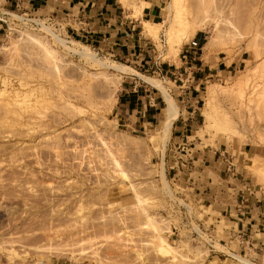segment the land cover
Instances as JSON below:
<instances>
[{"label": "rangeland", "instance_id": "rangeland-1", "mask_svg": "<svg viewBox=\"0 0 264 264\" xmlns=\"http://www.w3.org/2000/svg\"><path fill=\"white\" fill-rule=\"evenodd\" d=\"M118 1L146 43L128 61L0 0V264H264L190 185L198 153L215 151L225 185L264 200V0H161L159 29L146 0ZM168 65L176 77L155 73ZM135 75L166 102L144 132L115 114ZM179 115L187 138L175 143Z\"/></svg>", "mask_w": 264, "mask_h": 264}, {"label": "crops", "instance_id": "crops-1", "mask_svg": "<svg viewBox=\"0 0 264 264\" xmlns=\"http://www.w3.org/2000/svg\"><path fill=\"white\" fill-rule=\"evenodd\" d=\"M5 4L14 7L20 2V8L25 13H43L51 20L66 21L67 34L84 39V43L96 46L101 52L111 56L123 57L128 61L137 51L146 46L142 43L141 36L135 30L136 20L131 19V11L124 10L118 0H4ZM149 8L147 18L152 23L161 17V0H146ZM146 8V7H145ZM201 35L196 34L191 39L188 47V56L196 54L195 49L201 43ZM200 50V48L198 49ZM183 58H186L185 56ZM199 62V61H198ZM202 66V65H201ZM203 72L204 69H200ZM194 67H189L192 69ZM155 73L164 79L176 77L179 71L177 67H156ZM134 78H127L116 96L115 114L118 121L133 131L144 132L153 123L157 124L161 118V105L166 106L162 92L144 86ZM190 79H186L188 81ZM129 81V82H127ZM134 81V82H131ZM193 84L202 83L199 73L191 77ZM152 86V85H151ZM196 92V86H192ZM155 88V87H154ZM193 92L187 93L181 89L179 94L184 95L187 102L194 100ZM165 111V110H163ZM192 113L187 112V120ZM166 111L161 120L164 122ZM186 121L179 115L171 125L172 140L176 143L183 141L187 136ZM195 163L198 169H192L195 174L190 178L191 189L194 190V198L199 207H212L217 214L224 218L231 226L229 237L239 242V246L245 255L251 253L255 258L264 257V203L262 196L253 192L246 193L243 189H229L224 179L228 177L221 157H216V152L198 153ZM184 166V165H182ZM231 175V174H229ZM189 180V178L187 179ZM188 183V182H187ZM263 200V201H262ZM218 220V218H217ZM202 225L200 224V227ZM204 229V227L202 226ZM209 235L213 236L214 228L209 229ZM256 238V239H255ZM255 239V240H254ZM256 241V242H254Z\"/></svg>", "mask_w": 264, "mask_h": 264}, {"label": "bare ground", "instance_id": "bare-ground-1", "mask_svg": "<svg viewBox=\"0 0 264 264\" xmlns=\"http://www.w3.org/2000/svg\"><path fill=\"white\" fill-rule=\"evenodd\" d=\"M1 16H3V17H7V19H10V18H12L13 19V17H15L16 19H13V20H15V21H18V22H20L21 24H22V26H25V28L27 29L28 27H31V28H33L34 30H39V31H41V30H45V29H50V31L51 32H53V33H55L56 34V32L53 30V29H51L50 27H48L43 21H41V20H35V19H31V18H27V17H25V16H19V15H16V14H13V13H11V12H9V11H7V12H2L1 13ZM0 20H2V19H0ZM147 25V24H146ZM151 26H154V27H157L156 29H159V27H161L162 25L161 24H151ZM199 26H197L195 29H197ZM201 28V27H200ZM199 28V29H200ZM155 29V30H156ZM202 29V28H201ZM148 32V31H147ZM153 32V31H152ZM151 31H150V33H152ZM153 34H154V32H153ZM157 34V32L155 31V34L154 35H156ZM194 34H195V31H194ZM54 39H56V41L57 42H63L62 40H60V39H58V38H54ZM70 43V42H69ZM213 45V44H212ZM208 49H212L211 47L210 48H208ZM86 57L85 58H90L89 57V55H85ZM89 60V59H88ZM91 60H92V58H91ZM94 61H96V60H94ZM97 62V61H96ZM157 86V85H156ZM170 104H172V103H170ZM170 107V106H169ZM172 107H173V104H172ZM171 108V107H170ZM174 109V108H173ZM172 108H171V111L173 110ZM175 110V109H174ZM174 112V111H173ZM170 125V124H169ZM169 125H167V126H169ZM234 257H236L237 258V256L236 255H234Z\"/></svg>", "mask_w": 264, "mask_h": 264}, {"label": "built area", "instance_id": "built-area-1", "mask_svg": "<svg viewBox=\"0 0 264 264\" xmlns=\"http://www.w3.org/2000/svg\"><path fill=\"white\" fill-rule=\"evenodd\" d=\"M19 1H18V5L16 4V9H19L20 8V5H19ZM27 15V14H26ZM3 22H5V21H3Z\"/></svg>", "mask_w": 264, "mask_h": 264}]
</instances>
